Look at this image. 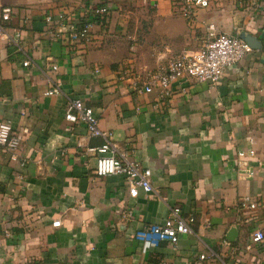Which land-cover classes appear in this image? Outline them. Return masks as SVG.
Returning a JSON list of instances; mask_svg holds the SVG:
<instances>
[{
  "label": "crops",
  "instance_id": "0c3cea01",
  "mask_svg": "<svg viewBox=\"0 0 264 264\" xmlns=\"http://www.w3.org/2000/svg\"><path fill=\"white\" fill-rule=\"evenodd\" d=\"M101 4L109 7L103 22L92 10ZM5 9L21 46L0 35V122L18 133L25 166L0 148V264H264V244L241 252L264 229V206L241 205L246 195L264 202V0H210L192 24L180 0H0V22ZM49 15L89 19V40L52 37ZM243 32L261 47L228 68L217 88L179 81L169 97L141 89L148 71L195 53L211 33ZM51 79L62 94L45 95ZM67 96L82 99L100 128L152 170L159 198H133L124 176L96 174L98 156L86 148L105 138L66 119ZM240 149L257 154L248 180L239 179ZM129 205L144 222L122 220ZM173 207L194 216V232L145 250L133 234L163 223Z\"/></svg>",
  "mask_w": 264,
  "mask_h": 264
},
{
  "label": "built area",
  "instance_id": "2783aa9c",
  "mask_svg": "<svg viewBox=\"0 0 264 264\" xmlns=\"http://www.w3.org/2000/svg\"><path fill=\"white\" fill-rule=\"evenodd\" d=\"M180 13L192 24L195 20L196 8L208 7L210 0H180ZM94 16H106L109 7L106 4L93 7ZM11 10L5 9L0 22V35L14 44L21 46V30L16 29L15 34L8 31L4 22L10 20ZM46 22L49 26L48 34L60 36L70 44H76L83 40H89L91 36L92 22L85 18L80 22L72 21L65 15H60L57 21L53 16H47ZM58 28V33L55 30ZM211 38L207 44L193 54H181L171 59L167 64L160 66L146 73L143 87L144 92L150 93L158 89L162 96L169 97L173 91V86L179 81L196 80L198 82H208L211 88H217L220 81L225 76L228 68L240 64L245 56L250 53L252 47L241 37L227 33H211ZM31 59L24 61V66L32 65ZM51 69L55 72L59 70L57 64H53ZM63 93L62 84L59 80L51 79V86L46 90L45 95H60ZM65 117L73 123H83L87 126L88 137L105 138V143L100 146H89L86 152L98 156L96 174L100 177L107 175L124 176L128 184V191L131 197L136 198L140 193L146 196L159 198L160 194L153 184V172L150 168H144L138 161L131 158L128 151L121 149L119 144L113 139L112 132H104L99 126V117L94 110L85 102L76 97L67 96ZM21 139L18 133L9 122H0V148L10 154L13 161L25 166L24 161H20L19 149ZM257 159L255 150L240 149L237 151V165L239 168V179L248 180L255 176V170L251 166V159ZM19 179H24L22 174H17ZM241 205L250 209H257L264 206V202L258 201L252 195H246L241 200ZM121 218L125 221L138 220L144 222V217L137 211L136 206H126L121 212ZM194 216H183L179 207L171 208L170 216L163 223L144 224L135 231L133 238L140 242L145 250L156 248L163 243L176 246L182 235L194 232ZM55 227L61 225L60 221L53 223ZM228 245V243L226 242ZM256 244H264V229H256L252 232L249 241L241 249V252L251 251ZM214 256L218 254L214 253ZM208 256L202 254L200 260H206ZM195 264H202L196 262Z\"/></svg>",
  "mask_w": 264,
  "mask_h": 264
},
{
  "label": "water",
  "instance_id": "95a60500",
  "mask_svg": "<svg viewBox=\"0 0 264 264\" xmlns=\"http://www.w3.org/2000/svg\"><path fill=\"white\" fill-rule=\"evenodd\" d=\"M241 38L244 39L252 47V49H258L261 47L260 41L251 34H246L243 32L241 34Z\"/></svg>",
  "mask_w": 264,
  "mask_h": 264
},
{
  "label": "trees",
  "instance_id": "16d2710c",
  "mask_svg": "<svg viewBox=\"0 0 264 264\" xmlns=\"http://www.w3.org/2000/svg\"><path fill=\"white\" fill-rule=\"evenodd\" d=\"M104 17H106V16H104ZM103 19H104V18H100L99 16H97V17L95 18V20H96V21H99V22H103V21H104ZM4 25L7 26V27H9V20L6 21V22H4ZM10 46L13 47V46H15V45H14V44H10Z\"/></svg>",
  "mask_w": 264,
  "mask_h": 264
}]
</instances>
